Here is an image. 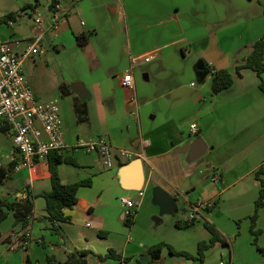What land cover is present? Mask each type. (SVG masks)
I'll use <instances>...</instances> for the list:
<instances>
[{
  "label": "crops",
  "instance_id": "1",
  "mask_svg": "<svg viewBox=\"0 0 264 264\" xmlns=\"http://www.w3.org/2000/svg\"><path fill=\"white\" fill-rule=\"evenodd\" d=\"M19 1L20 9H29L31 15L35 9H44L46 19L55 1L68 9L58 29L45 36L51 39L49 46L56 57L68 59L74 75L84 70L78 66L83 50L88 52L90 62L86 63L92 70L87 81L76 78L78 82L71 86L62 80L60 88L47 96L31 91L45 102L57 94L65 96L59 108L67 145L106 138L114 159L113 167L107 169L96 154L79 149L60 154L66 160L58 166L63 184L91 179L89 186L77 191L75 207L65 211L70 223L52 226L45 219L42 198L33 200L27 230L14 225L10 212L0 224V264H24L27 259L46 264L47 258L59 264L75 250L91 253L87 264H148L147 251L158 243L196 256L198 244L211 238L205 222L214 227L219 240L205 250L201 262L164 249L154 264H218L221 260L264 264L259 250L264 251L263 211L257 212L256 245L250 232L254 203L264 186V176L262 184L255 178L264 166V93L249 69L234 75L232 86L216 95L210 88L214 72H233L250 54L252 44L262 38L264 0ZM36 34L34 26L29 34L14 31L12 38L0 43L14 50L23 41L29 45ZM79 35L87 38L82 49L75 39ZM149 54L153 59L143 62ZM200 61L203 68L198 70ZM121 67L124 70L119 74ZM141 69L146 71L142 78ZM127 72L132 74L133 90L121 86ZM261 78L264 81V74ZM69 97L84 103L87 111L73 134L65 105ZM132 97L136 115L130 112ZM4 152L0 147V168L11 171L0 182V199L12 202L27 193L51 190L47 161L21 168L13 150ZM122 152L128 157H122ZM136 160H140L144 196L134 224L127 227L119 199L136 197V181L128 168ZM158 188L172 198L166 206L155 194ZM208 201L213 207L186 225L190 207ZM161 208L172 217L180 210L173 235L152 232L150 220L160 215ZM141 223L142 232L135 233ZM109 250L121 255V260L98 258ZM127 257L132 260L125 262Z\"/></svg>",
  "mask_w": 264,
  "mask_h": 264
},
{
  "label": "built area",
  "instance_id": "2",
  "mask_svg": "<svg viewBox=\"0 0 264 264\" xmlns=\"http://www.w3.org/2000/svg\"><path fill=\"white\" fill-rule=\"evenodd\" d=\"M76 2L77 0H68ZM68 9L59 2H53L48 19L40 17L37 9L32 11L34 24L38 28L27 49L22 53L15 52L7 43H0V124L7 126V134L13 145V152L19 160V167L32 168L39 162H45L53 153L62 154L73 150H82L96 154L107 168L113 167V148L106 138L93 141H78L75 145H67L64 141V130L60 118L59 103L56 99L41 102L34 96L23 77V62L31 56H40L44 50L40 46L45 34L55 32L59 24L65 20ZM153 59L152 54L143 57L147 63ZM121 86L133 90L131 72L121 79ZM131 115H136L137 105L134 97L130 100ZM194 130V126H191ZM122 157L128 153L122 152ZM143 190H137L135 198H120L124 220H132L136 216ZM213 207V202H197L192 205L185 218V224L196 222L200 215ZM218 264H231L219 261Z\"/></svg>",
  "mask_w": 264,
  "mask_h": 264
},
{
  "label": "trees",
  "instance_id": "3",
  "mask_svg": "<svg viewBox=\"0 0 264 264\" xmlns=\"http://www.w3.org/2000/svg\"><path fill=\"white\" fill-rule=\"evenodd\" d=\"M16 14L8 13L7 15L0 18V24L8 23L11 21H15ZM77 44L79 47H84L87 43V38L84 35L75 36ZM249 69L255 73L258 78V88L261 92L264 93V81L261 78V75L264 74V34L261 39L254 42L251 46L250 54L245 58L242 65L234 68V71L231 72L229 70H219L214 72L212 80H211V92L213 95L222 92L223 90L228 89L232 86L234 75L240 76V72L242 70ZM76 113L79 115V121H82L85 117L86 105L84 103H79L77 100L74 101ZM8 130L7 126H0V134L6 133ZM62 162H66V160H62L60 155L53 153L49 156L47 160L48 172L50 174V183L51 190L49 192H43L38 195H31L27 193L25 198H20L15 201H8L6 199H0V224L5 221L8 217V214L11 212L14 225H20L22 230H27L29 226V218L33 212V200L36 198H42L45 201V219L49 221L52 226L54 223L67 224L70 223L71 218L65 214L66 210L73 209L77 204V191L81 187H86L91 184V179H86L83 181H79L72 184H63L59 177L58 166ZM11 169L5 170L0 168V182H2L7 173L10 172ZM261 176H264V166L260 167L259 170L255 173V178L262 184ZM255 213L250 217L251 221V234L255 237L254 245H256V239L260 234V231H255V223L257 219V212L259 210L264 212V186H261V190L259 192V196L254 203ZM125 225L127 227H131L134 224V219L125 220ZM176 226H178L176 224ZM204 227L211 234L210 240L207 242H200L197 248V255L193 256L185 252H177L173 250L172 247L165 243H158L152 247H150L147 251V254L151 257V260L148 264H154L159 261L162 251L167 249L170 254L174 256L184 257L189 260L202 261L204 251L209 247L213 246L218 242L217 232L215 231L213 226H210L208 223H204ZM99 236H102L99 233ZM41 246L43 248L47 247V244L42 241ZM264 258V251L259 249ZM91 255L89 251H72L70 252L65 261L59 264H87V256ZM100 260H108L113 259L120 261L121 255L116 254L114 250H109L105 257H98ZM125 262L131 261V257H127L123 259ZM24 264H40L37 261H31L27 259ZM46 264H54L49 258H47ZM136 264H140L139 261H136Z\"/></svg>",
  "mask_w": 264,
  "mask_h": 264
},
{
  "label": "rangeland",
  "instance_id": "4",
  "mask_svg": "<svg viewBox=\"0 0 264 264\" xmlns=\"http://www.w3.org/2000/svg\"><path fill=\"white\" fill-rule=\"evenodd\" d=\"M21 2L19 0H0V18L7 15L8 13H15L17 21H11L8 23L0 24V40L5 41L9 36L12 38V33L14 31L19 32L20 34H29V31L33 29V27H37L34 24L33 16L31 15V12L29 9H20ZM40 17L45 19L44 17L45 12L44 9H41ZM38 32V28H37ZM51 42V39H48L47 35L44 36L42 43H40V46L44 50V54L40 56H31L30 58H27L23 63V77L25 81L28 82L30 88L32 91H34L36 94H39V92L45 93L47 96V93H52L54 90H58L60 86L62 85V80H65L68 85H74V82L76 80H86L88 74H90V58L88 57V52L84 51L81 52L82 58L79 59L78 66L81 68H84L83 71H81L80 74L74 75L73 69L70 65V62H68V59L65 60V58H62V56L56 57L55 50H53L49 46V43ZM181 45H177V48H179ZM28 43L23 41L21 42L20 46H13L14 50H16L18 53H22L25 49H27ZM82 49V48H81ZM87 62V63H86ZM124 70V67L119 68V74H122ZM142 70V69H141ZM140 72V76L142 78L143 72H146L145 70H142V73ZM107 76H113L107 74ZM61 84V85H60ZM65 96H62L61 94L56 95V100L58 101L59 105L61 103V100L64 99ZM65 101L66 109H67V120L72 126L71 134L75 132L73 131V127L76 125H79V115L76 113L74 100L72 98H66ZM135 99V97H134ZM47 100V97L46 99ZM136 100V99H135ZM45 102V101H41ZM92 104V101H89V104ZM94 117V113H93ZM92 117L93 121L94 118ZM75 134V133H74ZM0 147L5 150L4 153L9 154V151L13 150V145L11 140L8 138V135L6 133L0 134ZM177 207H182L180 204ZM163 210L160 211V215H153L152 219L150 220L153 224V230L152 232L156 231L158 234H164L165 236H170L174 234L175 231V223L177 221L176 217L179 215V213L175 214L174 217L167 214L166 209L161 208ZM156 211V210H151ZM172 213V212H171ZM154 214V213H150ZM162 216V217H160ZM154 218V219H153ZM156 219L161 218L162 222L157 223ZM145 218L142 219V222ZM144 222H147L144 221ZM144 226L139 224L135 227V233H141L142 228ZM208 243V242H207ZM205 252V251H204Z\"/></svg>",
  "mask_w": 264,
  "mask_h": 264
},
{
  "label": "water",
  "instance_id": "5",
  "mask_svg": "<svg viewBox=\"0 0 264 264\" xmlns=\"http://www.w3.org/2000/svg\"><path fill=\"white\" fill-rule=\"evenodd\" d=\"M203 63L200 61L197 64V69L201 70L203 67ZM74 91L78 94L81 95L80 92L75 88L74 86ZM129 169H131V172L134 175V179L136 181V183L133 185V189L135 190H140L142 187V181H143V177L141 175V171H140V160H136L131 166L128 167ZM155 194L158 196V198L160 199V204L162 206H166L171 200L172 198L167 195L164 191H162L161 189H156L155 190ZM149 260L151 259L150 256H148Z\"/></svg>",
  "mask_w": 264,
  "mask_h": 264
}]
</instances>
